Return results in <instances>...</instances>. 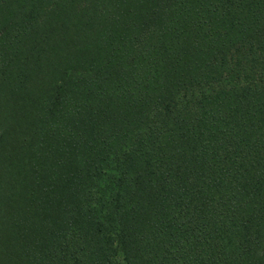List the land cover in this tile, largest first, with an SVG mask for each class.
<instances>
[{"label": "trees", "instance_id": "obj_1", "mask_svg": "<svg viewBox=\"0 0 264 264\" xmlns=\"http://www.w3.org/2000/svg\"><path fill=\"white\" fill-rule=\"evenodd\" d=\"M0 264H264V0H0Z\"/></svg>", "mask_w": 264, "mask_h": 264}]
</instances>
